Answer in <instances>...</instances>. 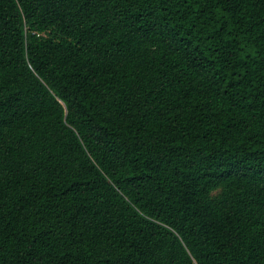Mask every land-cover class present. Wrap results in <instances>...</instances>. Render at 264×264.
<instances>
[{
    "label": "trees",
    "instance_id": "1",
    "mask_svg": "<svg viewBox=\"0 0 264 264\" xmlns=\"http://www.w3.org/2000/svg\"><path fill=\"white\" fill-rule=\"evenodd\" d=\"M0 264H264V0H0Z\"/></svg>",
    "mask_w": 264,
    "mask_h": 264
}]
</instances>
